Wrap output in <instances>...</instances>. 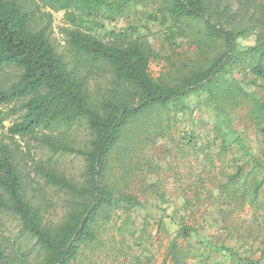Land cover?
<instances>
[{"label":"trees","instance_id":"1","mask_svg":"<svg viewBox=\"0 0 264 264\" xmlns=\"http://www.w3.org/2000/svg\"><path fill=\"white\" fill-rule=\"evenodd\" d=\"M148 4L153 8L142 10ZM46 8L64 11L61 50ZM119 19L125 20L119 30L107 29L106 21ZM138 20L146 30L156 29L159 47L142 34ZM250 38L252 44L243 43ZM153 63L162 67L158 76L151 72ZM12 69L15 78L0 85V212L38 246L37 264H79L82 244L98 240L101 222L123 206L126 213L143 206L145 187L135 195L120 185L141 178L145 186L157 162L150 151L158 143L179 162L186 152H204L213 170L194 110L215 111L221 152L236 144L249 155L220 183L221 195L240 202V208L248 204L264 211V198L258 203L264 189V83H259L264 80V0H0V76ZM93 80L105 86L101 97L93 94ZM241 108L256 127L262 157L233 127ZM186 119L190 127L181 130ZM77 125L86 126V139L66 140L63 135ZM27 138L49 152L48 162L26 158L36 177L65 195L67 211L56 222L45 214L49 199L36 195L40 181L31 190L32 174L21 164L20 141ZM65 154L83 159L80 179L59 167L56 160ZM156 187L157 182L146 186ZM194 192L201 198L199 188ZM157 195L165 197L159 187ZM195 234L202 238L194 241ZM178 235L183 243L175 238L169 245L172 264L188 259L218 264L198 229L180 222ZM215 247L237 255L223 243ZM20 256L19 249L0 240V264H19ZM237 258L241 264L264 263ZM151 261L147 258V264Z\"/></svg>","mask_w":264,"mask_h":264},{"label":"rangeland","instance_id":"2","mask_svg":"<svg viewBox=\"0 0 264 264\" xmlns=\"http://www.w3.org/2000/svg\"><path fill=\"white\" fill-rule=\"evenodd\" d=\"M152 8L148 4L142 10L149 11ZM44 11L52 13L50 25L55 42L61 50L65 44L60 30L66 25L64 11L56 12L50 8ZM136 17L132 13V18ZM124 21V19L108 20L106 27L119 30ZM137 25L142 34L149 36L150 41L159 47L156 29L150 27V30H146L139 24V20ZM253 39L243 40V43L252 44ZM160 71H162L160 65L156 63L151 65V72L154 76H158ZM15 75V69L4 71L0 76V85L9 83ZM251 77L254 76L251 75ZM97 83V80L92 81L93 94L101 97L105 86L101 89ZM259 83H264V80L260 79ZM5 109L7 110L8 106ZM214 113L213 109L204 112L194 110V118L197 119L203 133V140L206 142V154L209 151L208 158L215 161L213 170H211L209 161L205 160L204 152L200 154L193 153L198 151L186 152L183 160L179 162L178 159L174 161L172 152L166 144L158 143L151 151L149 150L150 154L156 156L157 162L147 175L148 180L145 181V186L141 178H133L129 185H120L124 191L135 195H140L145 187L148 201L130 213H126L127 208L123 206L107 222H101L98 240L82 244L79 264H147V258L152 259L151 264H172L171 259L167 258L170 242L178 238V242L183 243V239L178 235V223L180 222H185L198 229L200 234L206 235V251H210L211 258L218 264H241L237 257L247 256L256 261H264L260 260V250L264 248L263 209L259 207L256 210L248 204L240 208V202L235 201L234 198L225 199L219 188L220 183L226 182L227 176L236 171L237 164L246 161L249 155L239 150L236 144L226 152H221V139L217 138V132L213 128ZM248 116L247 109L241 108L234 119L233 127L245 138L244 141L251 152L262 157L256 127L249 122ZM4 125L5 127L10 125V121H5ZM179 127L181 130L189 129L190 121L182 120ZM87 133L86 126L77 125L73 132L69 131L63 136L66 140L69 136L72 142L80 143L86 139ZM20 144L24 152V158L20 163L32 174L29 180L31 190H33L32 187L37 186L38 179L41 185H38L39 190L36 191V195L49 199L43 203L47 207V209L44 208L45 214L51 221L56 222L67 211L68 204L65 195L61 192L57 193L54 188L45 185L42 178L36 177L37 171L29 161L37 159L48 162L49 152L35 139L27 138V140H21ZM53 158L55 160L57 156ZM56 161L69 176L81 178L84 161L80 156L65 154ZM26 164L27 167L24 166ZM248 169L249 165L246 167V170ZM155 182H157V187L154 190L146 188ZM158 187L164 193V199L157 195ZM197 188L201 192L199 199L194 192ZM227 189L228 194H231L234 188ZM263 193L264 189L261 191L258 203L262 202ZM160 220H163L165 227ZM19 230L20 225L17 221L6 213L0 212V240L10 249L14 251L19 249L24 254L18 259L19 264H37L40 258L38 246L33 240L26 239ZM227 230L230 231L228 235ZM200 238L202 237L198 234L192 237L194 241ZM209 241L214 248L211 247ZM220 243L231 247L237 255L229 254L224 250L218 251L215 245ZM182 264H197V262L195 259H188Z\"/></svg>","mask_w":264,"mask_h":264}]
</instances>
